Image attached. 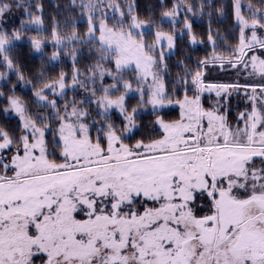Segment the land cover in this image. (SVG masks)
Masks as SVG:
<instances>
[{"label":"snow or ice","instance_id":"obj_1","mask_svg":"<svg viewBox=\"0 0 264 264\" xmlns=\"http://www.w3.org/2000/svg\"><path fill=\"white\" fill-rule=\"evenodd\" d=\"M10 7L0 3V15ZM79 7L88 17L86 39H79L73 24L67 41L91 45L99 54L89 69L88 79L93 84L97 78L112 79L111 84L102 86L103 94L90 102L97 105L98 115L106 123L92 121L98 124L94 141L87 110L73 100L66 102L61 112L55 100L48 101L45 89L64 94L63 73L58 81L45 83L34 92L38 107L54 110L48 116H28L20 100L9 97L8 104L22 123V134L13 140L0 130V153L16 145L10 161L0 155V264H35L36 259L41 264H264V39L257 36V28L264 29V15L260 8L248 19L236 0L239 44L229 54L258 82H203L199 69L209 63L219 62L223 67L227 62L237 68L233 59L216 54L210 32L212 57L201 61L194 74L185 71L184 98L175 102L180 108L179 120L166 123L158 118V139L129 145L110 122L108 112L113 108L120 111L125 121L122 131L127 134L136 127L137 111L133 108L132 114L128 113L125 99L129 92L139 93L140 105H152L154 114L158 107L173 103L160 74L166 71L163 41L172 48L173 37L158 30L155 43H145V22L134 14V5L128 7L131 20L125 24L120 6L109 3L114 12H120V19L113 17L110 27L102 13L99 28L96 12L105 7V0H81ZM177 7L162 15L174 16ZM252 7L248 6L249 11ZM41 22L40 16L30 20L37 25ZM58 27L54 22L52 40L57 49L64 46ZM249 28L250 38L246 36ZM20 39V30L11 35L0 31V58L7 69L16 68L23 80L10 57L12 42ZM42 39L31 38L36 52L42 51ZM157 45L161 47L159 60ZM257 48L262 50L259 54ZM248 52L253 54L248 56ZM58 55L53 51L50 59L55 61ZM72 57L75 61V49ZM130 71L135 72V88L126 78ZM79 75L74 73L73 83L86 87ZM189 75L192 96L188 95ZM240 88L251 89V94L244 93L251 109L238 116L243 127L230 125L218 108L205 110L201 105L205 91H215L220 97L228 89ZM96 95L93 90L92 96ZM53 118L59 122V140L54 138L53 147L60 149L61 162L49 158L45 140ZM255 158H259V167ZM197 193L207 198V205H202L207 210L201 216L192 207Z\"/></svg>","mask_w":264,"mask_h":264},{"label":"trees","instance_id":"obj_2","mask_svg":"<svg viewBox=\"0 0 264 264\" xmlns=\"http://www.w3.org/2000/svg\"><path fill=\"white\" fill-rule=\"evenodd\" d=\"M87 2V0H83ZM242 5V15L250 19L252 12L256 8H260V14H264V2L262 0H239ZM0 3H9L10 9L0 15V31L11 35L13 31H21V39L12 42V50L10 57L13 63L18 66L19 71L23 74L24 79L20 80L17 76L16 68L7 69L0 58V73L4 74V78L0 79V130L6 131L13 140H18L22 134L19 121L7 114L9 109V97L19 99L21 104L26 108V115L36 117L48 116L53 113L51 108L38 107L40 103L34 92L43 87L45 83H54L59 80L61 73L64 74L66 83L72 80V76L76 71L80 73L78 79L85 83V88H92L88 93L92 98H98L102 95V86L106 87L112 83L111 77L105 76L103 81L99 78L93 84L88 77L91 75L89 69L96 64L99 54L95 48L86 43L76 44L67 41V37L72 34L74 24L75 31L78 33L81 41L85 40L87 33V14H84L79 7L81 0H76V6H72V0H0ZM17 3L20 4L17 7ZM118 4L124 14V23L128 24L131 20L128 14L129 5H134V14L138 16L141 21L149 26V29L143 31V39L145 43L152 45L155 43V33L159 30L167 35L173 37L172 50L166 52V47L163 45L164 61L166 71L161 72L163 78L165 91L169 99L173 102L184 98L185 88L183 81L185 79V71L194 74L198 70V65L201 61L209 60L213 53V42L209 40V33L211 32L213 41L215 42V52L217 55L224 53L225 57L230 56L239 44V25L235 19L234 4L236 0H105V7L96 12L95 24L99 23L102 18V13L108 17L106 21L111 27L116 20L120 19V12H114L108 4ZM39 4L40 10L37 11ZM252 5V10L249 11L248 6ZM174 6H178L174 16H171L172 22L164 21L162 15L165 11H171ZM191 6V11L188 10ZM27 9V14L25 12ZM221 11H217V10ZM34 16L41 17V24L30 23ZM22 21L24 22L22 24ZM191 26V33L197 40L198 44L192 45L189 42L188 34L181 31V24L185 23ZM54 22L58 24L59 35L64 38V46L57 49L52 40V31ZM178 28V30L176 29ZM258 30L261 28H257ZM247 29L246 31H248ZM138 32V31H137ZM139 33V32H138ZM42 37V51L36 52L32 48V37ZM75 49L76 59L73 60L72 52ZM259 48H257V51ZM58 51V58L53 61L50 59L52 52ZM157 53L161 52V47H157ZM250 52H248L249 54ZM260 53V52H259ZM258 53V54H259ZM264 58V55L261 56ZM236 60V59H235ZM237 61V60H236ZM107 67H114V65H106ZM212 67V68H211ZM224 72L231 68V65H224ZM211 70L212 76L218 77L219 70L216 65L210 63L201 69ZM43 72V75L40 73ZM229 74V73H227ZM98 75V74H97ZM126 78L133 81V88H135V72L130 71L126 73ZM188 80V95H193V86L191 84V75L187 77ZM47 89H45L46 91ZM96 91V97L92 96V91ZM59 88L56 92H59ZM48 101L55 100L59 111H63V105L69 101L70 96L75 99H82L81 84L72 90H65L63 95L50 94L46 91ZM119 95V93H117ZM229 99L226 108L222 109L226 115L227 121L232 126H243V121L238 120L240 113L250 111L251 104L238 93L227 95ZM145 101L147 96L144 97ZM240 100V102H239ZM219 99L209 94L203 98L202 106L207 109H212L213 103H219ZM82 105L81 103H77ZM92 105V103H86ZM125 105L129 114H132V109L136 108L135 125L131 133L125 137V142L129 145L135 144L138 140H143L145 143L150 139H157L160 136V130L156 124L158 118L166 123H171L180 118L179 110L176 107H167L159 110H150L149 105H140L139 93L129 92L125 99ZM97 112L93 109L90 112L92 116H88V123L91 128V136L95 141L97 137L96 127L99 123H106L102 120ZM95 118L97 125H93L90 119ZM108 118L112 124L121 130L125 123L120 111H112L108 113ZM43 123V122H42ZM59 122L53 118L50 121V128L46 130L45 140L48 145L49 158L55 159L57 162L62 161L60 149L53 147L54 138L59 140L57 132ZM102 143L103 133H100ZM3 152L13 154L16 152V145L11 149H5ZM1 154V153H0ZM22 154V149H21ZM259 167V158H255ZM207 198L201 197L199 193L196 194L195 203L192 205L195 214L201 216L207 210Z\"/></svg>","mask_w":264,"mask_h":264},{"label":"rangeland","instance_id":"obj_3","mask_svg":"<svg viewBox=\"0 0 264 264\" xmlns=\"http://www.w3.org/2000/svg\"><path fill=\"white\" fill-rule=\"evenodd\" d=\"M264 15V14H262ZM164 21H168V22H172V18L171 17H164ZM96 27L99 28V23L96 24ZM181 28L182 30L179 31L178 28H176L178 30V33L181 34L183 32L187 33L188 34V38H189V42L190 44L192 45H196L198 44L197 40L195 39V43H193V35L191 32H189V29L188 27H186V23H183L181 24ZM149 29V26L147 24L144 25L142 31H146ZM247 30V29H246ZM136 31L140 32L141 29H136ZM96 35L98 36L99 33L97 32ZM252 35V32H251V29L249 28L248 31H246V36L247 37H251ZM257 36L260 37L261 39H264V29H257ZM86 39V37H85ZM163 45L166 47V52H169L172 50V48H169L168 47V44H167V41H163ZM157 47H160L159 45H157ZM238 47V46H237ZM247 51V50H246ZM262 50H258L257 53L261 52ZM253 53L250 52L248 54V56H251ZM159 55H160V52L157 53V58L159 60ZM233 59L234 62H237V68H230L229 70L225 71L224 72V67H221L219 62H217L215 65L217 66V69L219 70V75H217L218 77H214L212 76V73L210 72L211 70H204L203 71V75H202V80L205 84H221V83H224V84H236V83H239L240 85H245V84H251V83H257L258 82V78H255V77H249L248 76V73L244 70L243 68V65L239 64L238 61H236L234 57H231V56H226L225 57V60L227 59ZM245 59H247V57H245ZM210 65H213L212 63H210ZM224 65H230L228 64L227 62L224 63ZM223 65V66H224ZM134 68V65L132 66ZM212 68V67H211ZM229 73V74H227ZM79 81H81V79H78ZM82 82V81H81ZM85 84V83H84ZM80 86V83H73V76H72V80H69L67 81L66 83V87L64 89L65 90H72L73 88L75 87H79ZM58 88V87H57ZM82 99H75L74 97L70 96V99L69 101H67L69 104L75 100L77 103H81L82 105H78L80 107H82L83 109L87 110L88 113L90 114V116H92L93 114L90 112L91 109H93L94 111L97 112V105L92 103V105H88L86 103H90L92 100H94L95 98H92L90 95H89V91L92 89V88H85V87H82ZM60 90V89H59ZM47 92H49L50 94H54L52 91H49V90H46ZM245 91H248L249 94H251V89H244V88H240L239 90H235V89H228L227 92H222L221 93V96L220 97H217L216 96V93L215 91H212V92H208V91H205L201 94V105H202V101H203V98L206 96V95H209V94H213L215 95L218 99H219V103L215 104L213 103V106L218 108L220 113L221 114H224L222 109L228 107L227 106V103L229 101V99L227 98V95H231L232 93H238V94H241L242 96H245L244 93ZM183 99V98H182ZM181 99V100H182ZM247 99V97H246ZM248 100V99H247ZM240 102V100H239ZM66 103V102H65ZM64 103V105H65ZM251 104V103H250ZM64 105H63V111H64ZM167 107H176L178 110H179V113H180V108L178 106V104H176L175 102H173L172 104H166L165 106L163 107H158L156 110H159V109H163V108H167ZM203 107V106H202ZM251 107V106H250ZM204 108V107H203ZM149 109L150 110H153V107L152 105H149ZM205 109V108H204ZM206 110V109H205ZM209 110V109H207ZM62 111V112H63ZM100 110H98L99 112ZM112 111H119L118 109H111L109 112H112ZM108 112V113H109ZM7 114H9L10 116H13L15 117L20 125L22 126V123L20 121V118L19 116L16 114V112L14 110L11 109V106H9V109L7 110L6 112ZM95 118L93 119H90V121H93ZM179 120V119H178ZM157 121V120H156ZM233 127H236V126H233ZM243 127V126H241ZM158 128H159V125H158ZM160 130V129H159ZM128 134V133H127ZM127 134H122V135H126ZM29 136H30V133H29ZM159 138V137H158ZM157 138V139H158ZM126 143V142H125ZM0 155H3V157L5 158V160L7 161H10L11 160V156L12 154H8V153H5V152H2ZM11 174V173H9ZM35 264H41L40 260L39 259H36L35 261Z\"/></svg>","mask_w":264,"mask_h":264}]
</instances>
